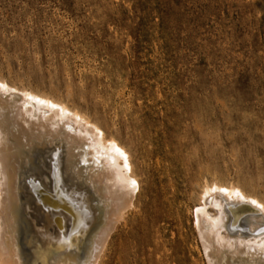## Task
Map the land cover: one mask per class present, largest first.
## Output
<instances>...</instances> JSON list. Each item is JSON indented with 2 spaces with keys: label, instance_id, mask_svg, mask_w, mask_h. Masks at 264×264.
I'll list each match as a JSON object with an SVG mask.
<instances>
[{
  "label": "rangeland",
  "instance_id": "1",
  "mask_svg": "<svg viewBox=\"0 0 264 264\" xmlns=\"http://www.w3.org/2000/svg\"><path fill=\"white\" fill-rule=\"evenodd\" d=\"M1 80L14 96L27 91L76 109L129 151L138 202L99 264H204L192 223L204 180L264 201V0H0ZM9 122H0L8 140L27 150ZM64 143L46 151L33 141L32 153L20 154L15 219L24 264L43 255L33 187L41 197L61 193L75 209L73 219L56 202L46 207L57 209L55 230L80 261L100 219L90 185L64 170ZM78 145L73 152L93 172L99 156Z\"/></svg>",
  "mask_w": 264,
  "mask_h": 264
},
{
  "label": "bare ground",
  "instance_id": "2",
  "mask_svg": "<svg viewBox=\"0 0 264 264\" xmlns=\"http://www.w3.org/2000/svg\"><path fill=\"white\" fill-rule=\"evenodd\" d=\"M1 81L0 95L1 93H5L8 97L4 99L5 97L2 98L0 96V122L2 119H4L5 122L8 120L11 122V125L13 126L12 128L16 127L18 136H16L17 134L14 136L16 138V141L14 142L17 143L20 140V136H23L25 138L24 144L28 145V148L25 147L27 150L22 149L26 154L31 151L30 148L33 145V141L44 144L47 143V148H44L46 151H50L52 146H54L55 141L61 138L65 139L66 143L64 144H66V147L64 170L67 172L69 171L73 179H81V182L83 180L86 184L90 185V191L93 192L96 199L95 201L98 202V207L100 209V213L98 215V219L100 218L99 222L94 226L93 232L92 227V233L90 235L87 234V236H89L87 241L85 240L86 248H84L86 251L84 250L83 258L80 261L81 257L78 260L76 258L77 255L75 256V253H71L72 249L70 250L68 247V243L66 242L67 240L64 241L63 234L65 233L63 232L65 231L62 232V236L59 230H55L56 227L58 228L61 225L60 216H57L58 214L56 213L57 209L51 208L53 210H49V207H46L47 203L56 202L71 211L74 214L73 219L76 218L75 209L70 206L68 200L61 196V193L58 194L59 198L56 199H54V197L53 199L51 197H41L42 192L38 189V187H33L35 192L34 197L36 196L38 198L37 201L39 202V205L37 204L38 210L34 211V223L37 225V239H39L38 241L43 252V255L41 253V260H36L41 261V263L38 262L39 264H99L112 234L121 221L125 219L129 211L136 207L135 201H137L136 198L140 190V182L137 178L138 176L135 174L136 171L134 172L129 151L117 140L110 137L107 138L104 131L96 122H93L76 109L70 108L65 103L58 102L56 99L55 101L53 99L46 98L45 96L42 97L43 95L40 93L39 95L41 96H38L27 91H22L20 92L21 97L14 96L11 91H15V89L8 86L6 83L3 84V81ZM16 99H18V101ZM5 126L6 125H4V127ZM8 134L9 136L11 135L10 133ZM7 137L8 136H6L2 123H0V264H24L22 262L23 260L21 261L22 254L20 255V247L18 246V235L16 234L17 220L15 219L21 207L18 188V178L20 176L18 163L22 150H17L16 145L12 144ZM79 143L83 144V146L85 145L86 149L90 148L95 157L99 156L96 165H94L95 167L93 168V172L90 168H88V164L90 162L83 166V164L80 163L79 154L77 152H73V150L76 149V146L79 147ZM77 149L79 150V148ZM85 150H83V152H85ZM52 159L56 158L53 157ZM191 170L194 171V169ZM84 171L86 172V175L83 178ZM198 173L201 174V172ZM191 175L192 174L190 173L189 176L192 177ZM26 181L29 182L27 179ZM191 182L189 184L190 188ZM47 183L48 182H46V184ZM190 191H192V188ZM45 195H47V193H45ZM191 196L194 198L195 195L191 194ZM188 198L190 200V197ZM196 198L198 202L194 208L192 207V223L204 264H264V201L262 199L247 192L238 185L222 184L215 181L211 182L209 180H204L203 183L200 184L198 197H195V199ZM253 201L255 203H253ZM241 202L248 203L250 206L257 209V211L246 213L238 222H235L233 221V215L231 214L233 210L232 207ZM192 204L194 203L192 202ZM188 210H190V208ZM138 211L134 213L137 214ZM29 216L32 215L30 214ZM55 216L57 218L56 221L54 220ZM160 216L162 215L160 214ZM67 217L69 216L67 215ZM30 229L32 231V228ZM63 229L65 230L66 228ZM142 233L143 232H141V234ZM146 233H148V231ZM146 233L143 234L146 235ZM145 235L144 239L146 240L148 237L146 238ZM68 241L70 240L68 239ZM145 243H147V240ZM127 249L128 248L126 246V250ZM161 252L162 251H160V254H162ZM33 253H35L34 249ZM170 256H173V253ZM159 259L161 260V256ZM34 260L35 259H33V262L32 259L30 261L34 263ZM26 261L27 260H25V262Z\"/></svg>",
  "mask_w": 264,
  "mask_h": 264
},
{
  "label": "water",
  "instance_id": "3",
  "mask_svg": "<svg viewBox=\"0 0 264 264\" xmlns=\"http://www.w3.org/2000/svg\"><path fill=\"white\" fill-rule=\"evenodd\" d=\"M232 209L231 214L233 215V221L235 222H238L246 213L257 211V209L244 202L233 206Z\"/></svg>",
  "mask_w": 264,
  "mask_h": 264
},
{
  "label": "snow or ice",
  "instance_id": "4",
  "mask_svg": "<svg viewBox=\"0 0 264 264\" xmlns=\"http://www.w3.org/2000/svg\"><path fill=\"white\" fill-rule=\"evenodd\" d=\"M134 183V182H133ZM253 203H255L254 201H253Z\"/></svg>",
  "mask_w": 264,
  "mask_h": 264
}]
</instances>
